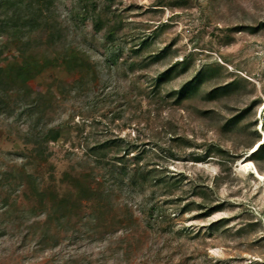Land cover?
<instances>
[{
	"label": "rangeland",
	"instance_id": "374dc122",
	"mask_svg": "<svg viewBox=\"0 0 264 264\" xmlns=\"http://www.w3.org/2000/svg\"><path fill=\"white\" fill-rule=\"evenodd\" d=\"M52 3L47 25L0 36V66L32 64L43 96L0 109V264H264V0ZM122 169L162 182L75 203L72 177Z\"/></svg>",
	"mask_w": 264,
	"mask_h": 264
},
{
	"label": "trees",
	"instance_id": "16d2710c",
	"mask_svg": "<svg viewBox=\"0 0 264 264\" xmlns=\"http://www.w3.org/2000/svg\"><path fill=\"white\" fill-rule=\"evenodd\" d=\"M53 0H0V36L9 32H12L15 39L22 38V36L28 30L29 32L35 31L41 23L47 25L48 12H50L53 6ZM175 67H171L167 71L157 76V83L168 81L171 78V73ZM36 70V69H35ZM34 68L32 64L27 61L17 63L16 66H0V109L10 107L8 103V97L10 93L18 91L22 94L21 101L19 103L22 106L24 112H29L35 107H39L40 101L43 99L42 94H38L34 101H28L33 91L29 87V83L34 78ZM204 77L203 73H199L198 80ZM188 81L185 83L179 91L176 92L178 100L186 98L191 91L197 89L196 80ZM15 89V90H14ZM38 137L41 142L36 143V152L38 154H45L41 150L42 143L48 145L50 142H55L59 139L60 133L55 129H49L47 132L38 133ZM253 155H264V143L260 144L258 149L253 152ZM48 161V159H47ZM87 180V179H86ZM73 186L80 195L76 204L84 205L85 203L98 204L102 206L104 201L112 202L114 200L113 186L118 188L127 189L131 193L132 191L145 189L146 185L152 181L161 183L162 179L156 178L150 171H144L141 169L127 172L126 169H122L118 173L110 172L99 179L98 177L91 178L86 182L80 177H72ZM108 185V186H107ZM57 198V197H56ZM70 197L64 196L61 201H57L52 211L48 210L47 217L51 220L52 217L57 216L59 209L67 207L70 203ZM155 212V206H152L148 214L153 216ZM94 214V213H92ZM89 221H95L93 215H90ZM74 240V239H73ZM72 240V241H73ZM107 238L105 239V241ZM60 246L58 240L55 241L52 248ZM76 260L71 257L66 264H75Z\"/></svg>",
	"mask_w": 264,
	"mask_h": 264
},
{
	"label": "bare ground",
	"instance_id": "6f19581e",
	"mask_svg": "<svg viewBox=\"0 0 264 264\" xmlns=\"http://www.w3.org/2000/svg\"><path fill=\"white\" fill-rule=\"evenodd\" d=\"M247 162H248V161H247ZM249 165H253V164L249 163V164H247V166H245V168H246V167L248 168ZM255 173H256V176L258 177V179L264 180L263 175H261L258 171H256Z\"/></svg>",
	"mask_w": 264,
	"mask_h": 264
}]
</instances>
